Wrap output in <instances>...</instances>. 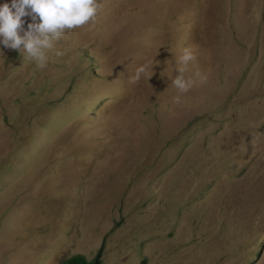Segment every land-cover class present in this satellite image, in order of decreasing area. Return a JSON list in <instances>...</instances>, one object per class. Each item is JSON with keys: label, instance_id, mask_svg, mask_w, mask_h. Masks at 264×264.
I'll list each match as a JSON object with an SVG mask.
<instances>
[{"label": "rangeland", "instance_id": "1", "mask_svg": "<svg viewBox=\"0 0 264 264\" xmlns=\"http://www.w3.org/2000/svg\"><path fill=\"white\" fill-rule=\"evenodd\" d=\"M97 2L46 67L0 44V264H264V0Z\"/></svg>", "mask_w": 264, "mask_h": 264}, {"label": "clouds", "instance_id": "2", "mask_svg": "<svg viewBox=\"0 0 264 264\" xmlns=\"http://www.w3.org/2000/svg\"><path fill=\"white\" fill-rule=\"evenodd\" d=\"M103 5L97 0H11V4L0 5V44L6 48L18 50L22 56H26L37 62V67L47 65L45 49L53 48V41L59 40L65 30L82 27L89 22L94 23L98 11ZM30 17L27 23L22 18ZM22 33V34H21ZM56 55H62L57 51ZM197 60L195 49L185 47L176 57V71L178 75L171 77V84L179 94H186L199 79L206 83V77L199 71L193 76L186 77L189 64ZM154 62L140 66L136 71V80L147 75L151 70L153 75ZM152 75H148V79ZM179 103V97L175 98ZM264 135V134H262Z\"/></svg>", "mask_w": 264, "mask_h": 264}, {"label": "trees", "instance_id": "3", "mask_svg": "<svg viewBox=\"0 0 264 264\" xmlns=\"http://www.w3.org/2000/svg\"><path fill=\"white\" fill-rule=\"evenodd\" d=\"M101 255L102 250H100L93 260H88L84 255H74L65 259L61 264H103Z\"/></svg>", "mask_w": 264, "mask_h": 264}]
</instances>
